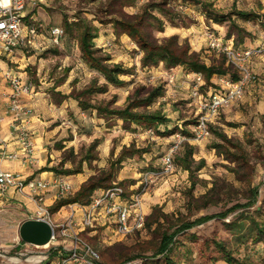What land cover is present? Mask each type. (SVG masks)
Segmentation results:
<instances>
[{
    "label": "rangeland",
    "instance_id": "374dc122",
    "mask_svg": "<svg viewBox=\"0 0 264 264\" xmlns=\"http://www.w3.org/2000/svg\"><path fill=\"white\" fill-rule=\"evenodd\" d=\"M238 11L256 17L241 21L233 15ZM214 14L228 17L216 23ZM31 16L36 21H26L41 27L40 34L48 41L52 27L64 31L60 45L38 44L43 49L40 62L46 64L41 90L52 109V115L42 120L46 124L41 145L51 163L49 169L64 176L74 193L94 179L105 182L92 198L115 187L127 200L138 198L145 223L142 230L123 236L109 218L99 216L93 226L83 227L78 208L77 212L60 209L51 214L54 204L47 201L36 203L37 209L30 211L20 198L24 196L0 192V264L56 261L70 248V238H62L58 226L76 213L73 219L79 238L98 251L99 264H226L217 243L244 264H264V0H39ZM133 18L144 19L142 31L157 45L171 41L206 66L224 71L228 79L238 78L240 66L253 74L254 81L242 100L209 124L206 140L193 137L199 112V100L192 96L193 73L163 63L143 67V52L113 24ZM79 21L98 29L95 48L110 58L108 64L122 67V85L108 84L84 62L75 39L77 28H70L69 34L66 27ZM210 33L233 50L234 60L211 48ZM245 51L250 52L248 57L242 55ZM24 53L29 57L34 51ZM25 70L36 88L42 87L37 67ZM221 78L215 75L209 84L204 82L203 92L221 89ZM157 89L161 93L151 105L139 104ZM80 102L89 109L83 110ZM131 103L138 105L135 112H157L168 124L127 129L116 116L93 110H122ZM175 134L185 140L173 153L174 170L166 172L162 158L170 152ZM190 149L193 156L186 158ZM253 201L251 207L224 220H212L176 236L168 261L153 257L163 235L172 234L182 224ZM38 219L48 221L54 232V240L45 248L26 244L19 236L24 222Z\"/></svg>",
    "mask_w": 264,
    "mask_h": 264
},
{
    "label": "built area",
    "instance_id": "2783aa9c",
    "mask_svg": "<svg viewBox=\"0 0 264 264\" xmlns=\"http://www.w3.org/2000/svg\"><path fill=\"white\" fill-rule=\"evenodd\" d=\"M37 1L39 0H0V62L9 61L18 49L34 45L41 27L26 21V11L30 6L34 7ZM48 35L49 42L53 46H58L64 36V31L59 27H52ZM207 38L211 48L221 51L230 60L235 59L233 50L224 43L220 44L213 33L208 34ZM242 55L248 57L250 52L245 51ZM192 76L194 78L191 87L192 96L199 100V112L193 128V137L196 141H203L210 137L208 126L212 120L217 118L221 112L231 108L235 102L242 100L245 90L254 81V76L247 68L240 66L239 76L236 80L222 77L220 79L221 89H214L210 92H203L204 80L201 75L193 74ZM4 77L10 87L7 112L13 119L16 143L23 156L21 159L17 153H7L0 134L1 157L3 159H21L31 165L35 162L36 143L26 124V120L31 116V110L24 104L23 99L33 93L34 85L31 82H22L20 77L10 71L5 73ZM2 123L3 118L0 117V133ZM148 133L153 134V131L149 130ZM184 140L185 137L180 134L173 136L170 152L162 158L166 172L174 170L173 153L179 149ZM52 189L55 190L57 199L74 193L72 185L64 176L59 175L48 181L24 177L19 173L4 171L0 167V192L2 194L13 191L18 195L31 198L37 204H44L47 193ZM123 196L122 190L115 187L103 191L99 196H94L89 205L77 206L83 213L82 226H93L100 216L102 219L112 220L120 235L126 236L133 231L142 230L145 220L139 199L127 200ZM73 216L74 214H71L58 226L60 236L64 239L70 238V248L66 253L59 255L56 261L49 264H99L98 251L80 240L74 226Z\"/></svg>",
    "mask_w": 264,
    "mask_h": 264
},
{
    "label": "trees",
    "instance_id": "16d2710c",
    "mask_svg": "<svg viewBox=\"0 0 264 264\" xmlns=\"http://www.w3.org/2000/svg\"><path fill=\"white\" fill-rule=\"evenodd\" d=\"M159 12H164L165 10L161 6H155ZM234 16L241 21H251L256 16L251 13L245 12H234ZM228 16L223 15H213L216 23H220L227 20ZM154 20L156 18H153ZM143 18H133V20L122 19L115 20L113 22L116 29L120 30L122 33H126L132 41L138 46V48L143 52L144 56L142 58L143 67H155L160 63H163L167 68H175L178 66L185 67L188 71L193 74H199L203 77L204 82L210 83V80L213 76L218 75L224 77L226 74L224 71L220 69H216L214 67L206 66L201 63L198 57L195 54H189L188 50H180L176 48L173 42H169L165 45H157L142 31L143 26ZM158 21V20H155ZM159 22V21H158ZM67 33L70 32V28H77V36L76 40L78 41V48L81 52V56L84 62L89 66L90 69L97 71L100 73L105 81L113 86L122 85V81L120 80V76L124 73V70L120 65H110L108 62L110 58L108 56L100 55L101 50L95 48V40L98 38V29L92 26H89L84 22H76L75 24L66 25ZM236 80L237 78H232ZM99 91L104 92V88H100ZM161 93L160 89L155 90L150 96L141 101L139 104H146L149 106L152 104L153 100L159 96ZM81 103V102H80ZM80 106L83 110L89 109V107L83 105ZM138 105L129 104L126 108L122 110H108L106 108H93V110L97 111L99 114H108L112 116H116L118 119L122 120L128 129L129 126H146V127H155L163 126L168 124V120L161 114L155 112L150 114H140L135 112V108ZM193 156V150L190 149L187 152L186 158H191ZM187 160H185L186 162ZM185 170H190L189 166L184 164ZM54 171V170H51ZM80 172H67V175L79 174ZM105 182V181H103ZM103 182L96 181L94 179H89L87 182L82 184L80 189L69 196L57 199L54 205L50 208V213L54 214L58 212L65 206L72 204H80L81 206H87L91 202L92 195L98 189L104 188ZM257 196V191L254 192V198ZM69 197V198H68ZM254 201L245 205H235L224 213H218L210 216L201 217L191 223L182 224L179 226L172 234L163 235L159 247L154 254V258L158 256H163L168 261V253L170 248L174 244L175 237L184 233L195 226L206 224L212 220H224L227 216L239 209H246L253 205ZM258 231H260L258 229ZM215 247L221 252L223 260L226 264H244L239 260L235 259L229 251H227L222 244H215ZM134 258H130L129 261H132ZM167 264H172V262H167Z\"/></svg>",
    "mask_w": 264,
    "mask_h": 264
},
{
    "label": "crops",
    "instance_id": "0c3cea01",
    "mask_svg": "<svg viewBox=\"0 0 264 264\" xmlns=\"http://www.w3.org/2000/svg\"><path fill=\"white\" fill-rule=\"evenodd\" d=\"M33 7L30 6L26 11V16L28 20L36 21L35 16H31ZM27 20V21H28ZM58 27V26H54ZM38 44H49L48 39L45 38L43 34H39V36L36 38L35 43L33 46L28 47H22L18 49L14 56L9 61H1V72H0V117L3 118L2 123V129H1V138L4 141V148L6 149L7 153H17L18 156L22 159V153L18 150V146L16 143V137L13 130V119L8 114V96L10 94V87L8 82L6 81L4 75L8 71H10L12 74L17 75L21 78L22 82H31L29 75L26 72V68L33 66L37 67V73L36 77L40 79V83L42 84V87L36 88V85H34V91L33 93L25 97L23 99L24 104L28 107V109L31 110V116L28 118L27 121V127L33 134L35 143H36V152H35V162L33 164H28L23 162L21 159H3L1 157V151H0V167L7 172H13V173H19L22 174L24 177H31L36 179H43L51 181L53 180L57 175L53 171H51L49 168L51 167V163L48 164L47 158L44 155V150L42 149L41 141H42V135L44 131V127L46 124V121H42L47 117V115H52V109L49 106V102L47 100V96L45 93L41 90L44 86V67H46V64L41 63L42 59L40 58L41 50L40 48L42 46H38ZM26 49H31L34 51L33 55L27 57L25 56L24 51ZM42 49V48H41ZM43 50V49H42ZM39 51V52H37ZM16 70V71H15ZM39 89V90H38ZM78 188L76 189V191ZM75 192V191H74ZM5 194L8 195H18L15 194L13 191H9ZM53 195V199L52 196ZM51 196L49 199H45V203L47 201L50 202V205L54 204L56 201V192L54 189H52L49 193H47L46 197ZM25 197V196H24ZM20 197L22 200H24V203L26 207L30 211H35L37 209V204L35 201L28 197ZM49 205V206H50ZM78 205H70L68 208L63 207L60 212H63L66 209H77ZM77 212V211H76ZM59 214V213H57ZM78 214H74V216H77ZM57 220V219H56Z\"/></svg>",
    "mask_w": 264,
    "mask_h": 264
},
{
    "label": "water",
    "instance_id": "95a60500",
    "mask_svg": "<svg viewBox=\"0 0 264 264\" xmlns=\"http://www.w3.org/2000/svg\"><path fill=\"white\" fill-rule=\"evenodd\" d=\"M22 242L34 246L44 247L53 240V229L44 220H28L19 229Z\"/></svg>",
    "mask_w": 264,
    "mask_h": 264
},
{
    "label": "bare ground",
    "instance_id": "6f19581e",
    "mask_svg": "<svg viewBox=\"0 0 264 264\" xmlns=\"http://www.w3.org/2000/svg\"><path fill=\"white\" fill-rule=\"evenodd\" d=\"M45 247H47V245H46V246H44V248H45Z\"/></svg>",
    "mask_w": 264,
    "mask_h": 264
}]
</instances>
